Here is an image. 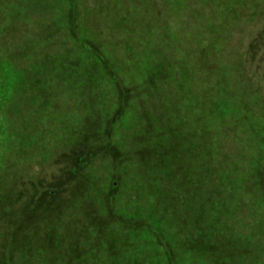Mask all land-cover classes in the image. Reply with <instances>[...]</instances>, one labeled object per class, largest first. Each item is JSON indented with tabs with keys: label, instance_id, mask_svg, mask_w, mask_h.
I'll return each instance as SVG.
<instances>
[{
	"label": "rangeland",
	"instance_id": "obj_1",
	"mask_svg": "<svg viewBox=\"0 0 264 264\" xmlns=\"http://www.w3.org/2000/svg\"><path fill=\"white\" fill-rule=\"evenodd\" d=\"M0 91V264H264V0H0Z\"/></svg>",
	"mask_w": 264,
	"mask_h": 264
},
{
	"label": "trees",
	"instance_id": "obj_2",
	"mask_svg": "<svg viewBox=\"0 0 264 264\" xmlns=\"http://www.w3.org/2000/svg\"><path fill=\"white\" fill-rule=\"evenodd\" d=\"M4 97H5L4 93H2L0 91V108L3 105V98ZM1 135H2V131H1V126H0V138H1ZM0 146H1V142H0ZM169 157H171V156L169 155ZM163 192H164V196H165L164 203L167 205H170L169 194H171V193L177 194V191H173V190L168 191V189H165ZM184 195H185V192H184ZM194 196H195L194 192L191 191L190 201L195 199ZM173 206H174V208H170V210L174 213H177L178 209H177L176 205H173ZM158 217H161V216L156 215V214L155 215H148L147 219L144 222H143V220H141L139 224L137 222H135L134 230L132 231L130 236H132L134 234V237L139 239V237H141V236H139L137 234V232H138L137 230H141L142 233H145V237H147L148 236L147 231L150 228H153L156 225H158L157 224V218ZM167 225H169V224H167ZM39 226H40V230L43 229L41 225H39ZM175 226L176 225H172L169 228V231H171ZM214 226H215V227H213L214 230L221 232V225L220 224L219 225L216 224ZM35 231H37V230L35 229ZM171 238L172 237H167L168 242ZM250 239L251 238H248L246 236H244V237L239 236L236 238L235 241L237 242V240H238L240 242L241 248H243V250L241 252L240 251H238V252L227 251L224 248H220V246L218 244L212 243V241L209 239V237L203 241L205 243H201L204 246L203 248L200 247V249H202V250L197 248L196 243H195V245L187 246L185 248V250H183V248L178 247L176 239H171L172 246L170 247V243H169V251H167L164 254L160 251H156V252L151 251L150 253H147L143 249H140V250L137 249L136 251L133 252L131 257H126V256H125V258L119 257V259H118L119 263L118 264H120V263H122V264H144V261H147V263H148V260L145 257V255L150 256V258H149L150 264H233V260L239 261V263H241V264H247V260L250 257L248 255H253V254H251V252L252 251L254 252V250H255V249H252L248 245L249 242H251ZM141 240H148V239L142 238ZM198 250H200V251H198ZM244 250H246V254H248L247 258L245 257V255L243 253ZM95 256H93V259L95 258V260L100 262V263L104 262V258H106V257H102V259L100 260L99 258H97ZM253 256H255V255H253Z\"/></svg>",
	"mask_w": 264,
	"mask_h": 264
}]
</instances>
